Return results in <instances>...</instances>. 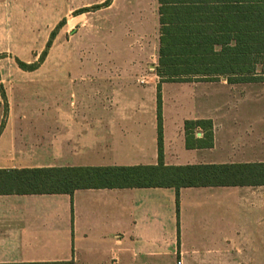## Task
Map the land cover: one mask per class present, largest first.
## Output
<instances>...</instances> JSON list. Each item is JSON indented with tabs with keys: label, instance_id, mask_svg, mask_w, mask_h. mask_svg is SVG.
<instances>
[{
	"label": "crops",
	"instance_id": "obj_1",
	"mask_svg": "<svg viewBox=\"0 0 264 264\" xmlns=\"http://www.w3.org/2000/svg\"><path fill=\"white\" fill-rule=\"evenodd\" d=\"M132 1L101 7L126 15ZM147 1L145 15L104 34L102 64L56 65L53 89L36 74L46 66L15 62L45 48L48 0H0V169L158 164L159 3ZM94 5L73 7L70 22L56 0L57 46ZM255 5L216 0L217 33L239 39ZM160 93L164 165L264 163L263 82L169 81ZM196 119L212 121L211 147L185 146L184 121ZM47 263L264 264V183L181 187L178 209L173 187L0 194V264Z\"/></svg>",
	"mask_w": 264,
	"mask_h": 264
},
{
	"label": "trees",
	"instance_id": "obj_2",
	"mask_svg": "<svg viewBox=\"0 0 264 264\" xmlns=\"http://www.w3.org/2000/svg\"><path fill=\"white\" fill-rule=\"evenodd\" d=\"M255 1L254 14L243 16L245 20L250 17L254 24L243 25L244 34L233 41L232 36L224 34L229 27L220 26V34L217 33L216 0H158L157 165L0 169V194H72L78 188L173 187L178 209L181 187L264 183V163L169 166L162 161V82L211 81L226 76L228 82L264 83V0ZM108 2L105 0L93 7L99 8ZM85 10L79 9L77 13ZM61 25L62 21L51 30L36 61L26 63L15 58L18 67L23 70L37 67L45 59ZM196 128L203 131V136L194 141ZM184 131L186 147H211L213 144L210 119L185 120Z\"/></svg>",
	"mask_w": 264,
	"mask_h": 264
},
{
	"label": "rangeland",
	"instance_id": "obj_3",
	"mask_svg": "<svg viewBox=\"0 0 264 264\" xmlns=\"http://www.w3.org/2000/svg\"><path fill=\"white\" fill-rule=\"evenodd\" d=\"M104 0H64V14L71 22V16L73 11L78 7V5L87 4H99ZM128 2L129 0H124ZM151 3V2H150ZM128 12L126 15L123 14L122 8L119 4L106 7H100L98 9L92 8L88 13L81 14V19L74 26V31H70L76 34L75 39L66 40L62 45V41L58 42L57 46L56 37H54L51 46L47 51L45 59L40 63L46 66V69H42L41 72L36 73L37 75H47L51 77L50 82L53 89L55 87V66L63 63L66 64H87L89 63H99L102 64L105 40L104 34L110 32H118L120 28L121 17L125 19L134 20L142 14L145 15V8L148 6L147 0H139L135 3L134 0L130 5L127 4ZM148 8V7H147ZM151 10V9H150ZM122 12V14L120 13ZM124 15V16H122ZM60 17L56 10V0H48V30L49 33L55 27L56 20ZM69 38V34L65 36ZM140 43V42H139ZM151 42H149L150 44ZM152 50V47L150 48ZM40 53V52H39ZM73 56H75L73 58ZM39 54L36 58H29V62H34L38 59ZM153 56L150 53L146 58L145 65L148 67L152 63ZM22 60V59H21ZM96 61V62H95ZM210 90V87H208Z\"/></svg>",
	"mask_w": 264,
	"mask_h": 264
}]
</instances>
